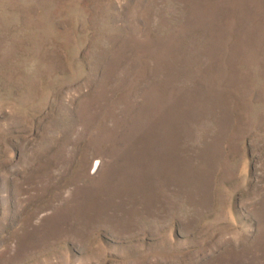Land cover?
<instances>
[{"label":"rangeland","instance_id":"374dc122","mask_svg":"<svg viewBox=\"0 0 264 264\" xmlns=\"http://www.w3.org/2000/svg\"><path fill=\"white\" fill-rule=\"evenodd\" d=\"M0 264H264V0H0Z\"/></svg>","mask_w":264,"mask_h":264}]
</instances>
